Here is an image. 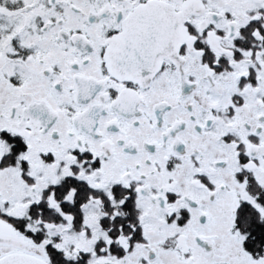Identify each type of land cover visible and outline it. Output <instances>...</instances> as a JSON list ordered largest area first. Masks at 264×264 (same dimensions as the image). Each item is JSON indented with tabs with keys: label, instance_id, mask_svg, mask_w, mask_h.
I'll use <instances>...</instances> for the list:
<instances>
[{
	"label": "snow or ice",
	"instance_id": "obj_1",
	"mask_svg": "<svg viewBox=\"0 0 264 264\" xmlns=\"http://www.w3.org/2000/svg\"><path fill=\"white\" fill-rule=\"evenodd\" d=\"M0 264H264V0H0Z\"/></svg>",
	"mask_w": 264,
	"mask_h": 264
}]
</instances>
